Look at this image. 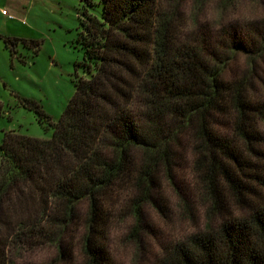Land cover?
<instances>
[{
  "label": "trees",
  "instance_id": "16d2710c",
  "mask_svg": "<svg viewBox=\"0 0 264 264\" xmlns=\"http://www.w3.org/2000/svg\"><path fill=\"white\" fill-rule=\"evenodd\" d=\"M80 2L84 75L52 136L9 130L0 142V264L45 244V264H118L117 218L133 219L128 239L141 243L149 207L193 218L190 195L203 228L153 264H264V100L246 72H226L238 52L264 51V29L217 32L179 0ZM0 37L14 53L20 37Z\"/></svg>",
  "mask_w": 264,
  "mask_h": 264
},
{
  "label": "rangeland",
  "instance_id": "374dc122",
  "mask_svg": "<svg viewBox=\"0 0 264 264\" xmlns=\"http://www.w3.org/2000/svg\"><path fill=\"white\" fill-rule=\"evenodd\" d=\"M179 0L185 17L197 25L219 32L231 23L246 30L264 29V0ZM0 7L14 16L0 13V35L20 37L15 52L0 37V142L4 132L18 131L50 138L75 91L77 77L83 76L84 49L78 42L80 0H0ZM100 12V7L94 10ZM228 74L247 73L257 95L264 100V51L238 52L227 67ZM34 103V105L31 102ZM40 109L43 114L37 111ZM49 117V119H48ZM41 120V121H40ZM177 182L182 190H193L186 160L180 161ZM193 218L172 208L164 219L147 209V227L139 241L128 239L133 219L117 218L111 232V254L118 264H153L161 248L205 223L204 208L192 198ZM54 248L38 245L34 250L15 253V264H45Z\"/></svg>",
  "mask_w": 264,
  "mask_h": 264
},
{
  "label": "built area",
  "instance_id": "2783aa9c",
  "mask_svg": "<svg viewBox=\"0 0 264 264\" xmlns=\"http://www.w3.org/2000/svg\"><path fill=\"white\" fill-rule=\"evenodd\" d=\"M0 13H2L3 15H7L9 18H13V15L7 13V10L4 8L0 7Z\"/></svg>",
  "mask_w": 264,
  "mask_h": 264
},
{
  "label": "crops",
  "instance_id": "0c3cea01",
  "mask_svg": "<svg viewBox=\"0 0 264 264\" xmlns=\"http://www.w3.org/2000/svg\"><path fill=\"white\" fill-rule=\"evenodd\" d=\"M3 8H5V7H3ZM2 14V13H1ZM3 15V14H2ZM3 16H6V15H3ZM8 19H14V16H13V18H9L8 16H6Z\"/></svg>",
  "mask_w": 264,
  "mask_h": 264
}]
</instances>
